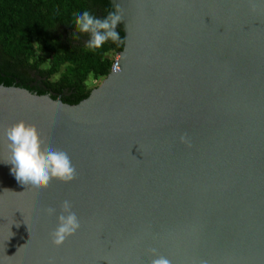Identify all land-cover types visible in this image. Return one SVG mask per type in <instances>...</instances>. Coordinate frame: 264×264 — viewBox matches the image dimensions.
I'll return each mask as SVG.
<instances>
[{
    "label": "water",
    "instance_id": "water-1",
    "mask_svg": "<svg viewBox=\"0 0 264 264\" xmlns=\"http://www.w3.org/2000/svg\"><path fill=\"white\" fill-rule=\"evenodd\" d=\"M110 3L124 48L88 98L0 85V162L25 121L77 173L33 193L0 163V264H264V0Z\"/></svg>",
    "mask_w": 264,
    "mask_h": 264
},
{
    "label": "trees",
    "instance_id": "trees-1",
    "mask_svg": "<svg viewBox=\"0 0 264 264\" xmlns=\"http://www.w3.org/2000/svg\"><path fill=\"white\" fill-rule=\"evenodd\" d=\"M83 10L102 19L113 8L110 0H0V85L52 93L70 105L88 98L95 89L90 80L110 74L124 44L109 41L93 51L85 48L88 35L73 40L71 19ZM34 76L41 87H30Z\"/></svg>",
    "mask_w": 264,
    "mask_h": 264
},
{
    "label": "clouds",
    "instance_id": "clouds-1",
    "mask_svg": "<svg viewBox=\"0 0 264 264\" xmlns=\"http://www.w3.org/2000/svg\"><path fill=\"white\" fill-rule=\"evenodd\" d=\"M121 13L119 3L102 19L88 10L79 12L71 19L72 39L78 40L80 35H88L90 40L85 48L93 51L101 49L109 41L118 46L123 45L125 41L117 31L118 24L123 20ZM3 137L7 142L8 158L0 163L11 166V175L25 190L38 193L47 189L53 181L68 184L75 180L76 168L67 152L43 151L40 134L34 125L25 121L13 123L4 129ZM181 143L190 146L187 136L181 137ZM46 214L57 216V210L48 207ZM80 228V219L73 211L71 202L64 200L57 216V226L50 233L52 245L56 248L62 247ZM152 256L151 264H171L167 257L160 255L155 249L152 250Z\"/></svg>",
    "mask_w": 264,
    "mask_h": 264
},
{
    "label": "flooded vegetation",
    "instance_id": "flooded-vegetation-1",
    "mask_svg": "<svg viewBox=\"0 0 264 264\" xmlns=\"http://www.w3.org/2000/svg\"><path fill=\"white\" fill-rule=\"evenodd\" d=\"M34 77H36L35 78V81H33L31 84H30V87L31 88H39V87H41L42 85H41V82H42V80H41V78L40 77H38V76H34ZM44 91L45 92H48L46 89H44ZM34 94H37V93H34ZM52 93H47V94H45V95H51ZM61 97H63V96H61Z\"/></svg>",
    "mask_w": 264,
    "mask_h": 264
},
{
    "label": "rangeland",
    "instance_id": "rangeland-1",
    "mask_svg": "<svg viewBox=\"0 0 264 264\" xmlns=\"http://www.w3.org/2000/svg\"><path fill=\"white\" fill-rule=\"evenodd\" d=\"M101 81H102V80H101ZM101 81L95 82V81H93V80H90V82H91V87H92V88H96V87H98V86L101 84Z\"/></svg>",
    "mask_w": 264,
    "mask_h": 264
},
{
    "label": "built area",
    "instance_id": "built-area-1",
    "mask_svg": "<svg viewBox=\"0 0 264 264\" xmlns=\"http://www.w3.org/2000/svg\"><path fill=\"white\" fill-rule=\"evenodd\" d=\"M119 54V53H118ZM118 54H116L115 56H114V59H113V65H112V68H111V72H113V68H114V65H115V62H116V60H117V58H118ZM110 72V73H111Z\"/></svg>",
    "mask_w": 264,
    "mask_h": 264
}]
</instances>
